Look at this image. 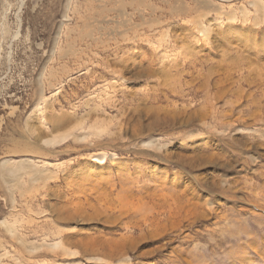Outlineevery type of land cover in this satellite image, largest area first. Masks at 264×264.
I'll use <instances>...</instances> for the list:
<instances>
[{
  "label": "rangeland",
  "instance_id": "rangeland-1",
  "mask_svg": "<svg viewBox=\"0 0 264 264\" xmlns=\"http://www.w3.org/2000/svg\"><path fill=\"white\" fill-rule=\"evenodd\" d=\"M0 264H264V0H0Z\"/></svg>",
  "mask_w": 264,
  "mask_h": 264
},
{
  "label": "bare ground",
  "instance_id": "bare-ground-1",
  "mask_svg": "<svg viewBox=\"0 0 264 264\" xmlns=\"http://www.w3.org/2000/svg\"><path fill=\"white\" fill-rule=\"evenodd\" d=\"M5 163H6V162H4V165H5ZM33 168H35V166H34ZM5 170H6V171H9V166H6V167H5ZM18 171H19V169L17 168L15 174L12 175L11 172H7V174H8V176H10V177H15V176L17 175Z\"/></svg>",
  "mask_w": 264,
  "mask_h": 264
}]
</instances>
